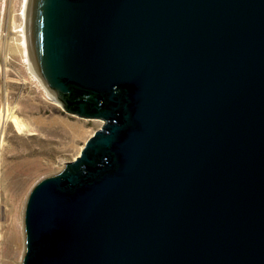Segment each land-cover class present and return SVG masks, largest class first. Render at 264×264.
<instances>
[{
  "label": "water",
  "instance_id": "1",
  "mask_svg": "<svg viewBox=\"0 0 264 264\" xmlns=\"http://www.w3.org/2000/svg\"><path fill=\"white\" fill-rule=\"evenodd\" d=\"M36 3L48 89L103 106L55 101L118 122L34 186L22 264H264V0Z\"/></svg>",
  "mask_w": 264,
  "mask_h": 264
},
{
  "label": "rangeland",
  "instance_id": "2",
  "mask_svg": "<svg viewBox=\"0 0 264 264\" xmlns=\"http://www.w3.org/2000/svg\"><path fill=\"white\" fill-rule=\"evenodd\" d=\"M30 1L0 0V194L1 212L4 203L7 213L12 204L27 205L34 186L63 170V164L75 159L87 139L104 124L103 119L68 112L29 69L30 48L24 30L29 29ZM5 107L29 124L27 131L18 132L10 120H2ZM35 118L42 123L36 124ZM18 182L20 192L15 198L12 188ZM1 216L3 224L10 222V214ZM19 227L22 232V225ZM20 253H15L14 261L21 260Z\"/></svg>",
  "mask_w": 264,
  "mask_h": 264
},
{
  "label": "bare ground",
  "instance_id": "3",
  "mask_svg": "<svg viewBox=\"0 0 264 264\" xmlns=\"http://www.w3.org/2000/svg\"><path fill=\"white\" fill-rule=\"evenodd\" d=\"M29 1L30 0H27V3ZM29 12H30V10H29ZM26 14L27 13H25V15H24L25 17H26ZM27 20H28V17H27ZM28 32H29V29H27V27H25L24 34L26 35V38H27L26 39V44L29 45V43H30L29 47H31L30 48L31 49L30 50V63L28 65H29V69L31 70V72L33 74H37L38 75V72L40 70L38 68V65H37L36 61H34L35 57H34L32 45H31V40H30ZM42 83L45 86V88L47 89L49 95L55 100V94L51 90L48 89L47 85L43 81H42ZM11 111L8 108L5 107L2 120L3 121L10 120L12 122L14 128H16V130L18 132H22L23 130L28 128L27 126L29 124H26L20 117H18L17 115L13 114ZM34 122L36 124H41L42 120L40 118H35ZM63 124H64V122H63ZM72 126H73V124H72ZM26 131H27V129H26ZM54 174L58 175V174H60V172L58 173V171H55ZM56 175H54V176H56ZM18 184H21V183L18 182L16 184V186L14 188H12L13 189V193L12 194L14 196H16L15 198H17L19 196V192H20L19 188H20L21 185H18ZM17 204H18V206H16V204H12L10 212L7 213L6 205L3 203L4 210L1 212V194H0V264H12L11 262H13V264H15V263L16 264H22L23 257H24V255L26 253V243H25V241H26V233H25V231L26 230L24 228L25 227V225H24L25 224L24 223V217H25L26 202L23 205L21 203L20 204L17 203ZM2 213L4 214V217H6L8 214H10L11 220H10L9 223H5V224L2 223V219H1V217H2L1 214ZM20 225H22V232L20 231V227H19ZM3 229H4L5 232H3ZM19 234H20V236H19ZM23 234H24V246L22 247L21 246V241H22ZM20 249L22 250V253H20ZM17 252L22 254V258L18 262L13 260V256Z\"/></svg>",
  "mask_w": 264,
  "mask_h": 264
},
{
  "label": "flooded vegetation",
  "instance_id": "4",
  "mask_svg": "<svg viewBox=\"0 0 264 264\" xmlns=\"http://www.w3.org/2000/svg\"><path fill=\"white\" fill-rule=\"evenodd\" d=\"M34 6L35 7L31 12V18L29 19V25H30L29 37L32 40L35 37H37L35 35L40 36V32H41L40 21L38 22L39 23L38 25L37 20H36V18L38 17L37 13H39V10L41 9V7L37 5L36 0L34 1ZM29 46H30V43L28 45V48H31ZM38 75L40 76L42 81L45 83L44 77H43L45 76V73L39 71ZM50 85H51L50 86L51 91L55 94L56 97H58L59 99H62L65 102V105L68 109L81 113L82 115H90L94 117H99L98 115L100 113L99 107L102 108L103 103H101V100L97 98L94 94L87 93L85 91L78 90L76 88H71L70 90H62V89H59L58 87H55L52 84ZM117 114L119 115L120 111H118ZM88 119H94V118H88ZM117 122H118L117 117H113V118L109 117V112L107 109V119L103 121L104 124L101 125L100 129L103 130V126L106 124H107V129H108V127L111 124H114Z\"/></svg>",
  "mask_w": 264,
  "mask_h": 264
}]
</instances>
